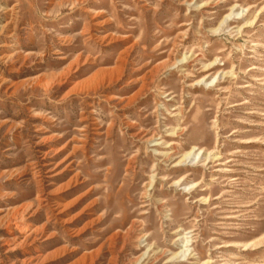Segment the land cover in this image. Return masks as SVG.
<instances>
[{
	"label": "rangeland",
	"instance_id": "rangeland-1",
	"mask_svg": "<svg viewBox=\"0 0 264 264\" xmlns=\"http://www.w3.org/2000/svg\"><path fill=\"white\" fill-rule=\"evenodd\" d=\"M135 263L264 264V0H0V264Z\"/></svg>",
	"mask_w": 264,
	"mask_h": 264
},
{
	"label": "bare ground",
	"instance_id": "bare-ground-1",
	"mask_svg": "<svg viewBox=\"0 0 264 264\" xmlns=\"http://www.w3.org/2000/svg\"><path fill=\"white\" fill-rule=\"evenodd\" d=\"M137 262H138V261H137ZM137 262H136V263H137ZM136 263H135V264H136Z\"/></svg>",
	"mask_w": 264,
	"mask_h": 264
}]
</instances>
